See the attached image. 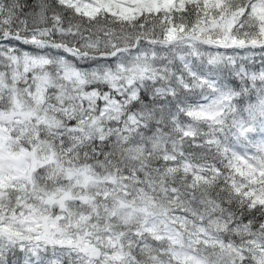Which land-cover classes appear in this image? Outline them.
<instances>
[{
	"label": "snow or ice",
	"instance_id": "1",
	"mask_svg": "<svg viewBox=\"0 0 264 264\" xmlns=\"http://www.w3.org/2000/svg\"><path fill=\"white\" fill-rule=\"evenodd\" d=\"M0 264H264V0H0Z\"/></svg>",
	"mask_w": 264,
	"mask_h": 264
}]
</instances>
